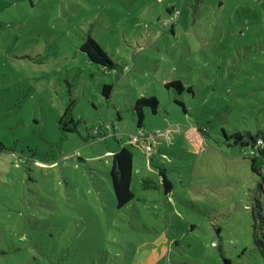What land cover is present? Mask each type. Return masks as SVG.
Listing matches in <instances>:
<instances>
[{
	"label": "rangeland",
	"instance_id": "374dc122",
	"mask_svg": "<svg viewBox=\"0 0 264 264\" xmlns=\"http://www.w3.org/2000/svg\"><path fill=\"white\" fill-rule=\"evenodd\" d=\"M141 96L158 100L149 147L130 143ZM103 121L116 128L93 135ZM258 131L264 0H0V264H264V156L252 170L233 143ZM122 145L134 196L119 207ZM160 169L170 190L143 189Z\"/></svg>",
	"mask_w": 264,
	"mask_h": 264
},
{
	"label": "trees",
	"instance_id": "16d2710c",
	"mask_svg": "<svg viewBox=\"0 0 264 264\" xmlns=\"http://www.w3.org/2000/svg\"><path fill=\"white\" fill-rule=\"evenodd\" d=\"M80 49L88 55L89 59L92 62L99 65L107 66L109 68H112L114 66L113 61L110 59L107 53L98 45V43L91 36L85 38V40L82 42L80 46ZM164 84L166 87L174 86L177 90H182L184 87L180 80H171L165 82ZM112 87H113L112 84L109 83L103 84L101 91L105 96H109ZM188 89H190V86L188 87ZM176 102L182 106L183 110H185L182 101L177 100ZM157 105H158V100L154 96L150 98L141 96L135 100L132 106V110L135 115V120L137 124V132L140 131L141 134L139 135V137H142V139L147 138L146 134H144V130L142 129L143 118H144L143 110L146 106H148L153 112H156ZM68 109L69 107H66L64 114H66V112L68 113ZM111 122L115 125L117 124L116 121H111ZM101 123H105V122L103 121ZM98 124L100 123L98 122ZM62 129L65 130L66 128L63 127ZM104 132L105 130L100 131V133L97 134V136L98 137L103 136ZM92 134L95 135L93 131ZM238 142L243 147L244 146L249 147V150L246 155L250 156L249 158L250 167L252 170L259 172L257 165V156H264V132L258 131L255 134L249 133L248 136L245 138H243V136L240 133H238L235 136L233 143L236 144ZM0 148H3V144L1 141H0ZM244 152H246L245 149ZM132 172H133V155L130 149L122 145L116 150L112 151V163L109 169V177L115 195L116 204L119 207L128 203L134 196L130 186L132 179ZM158 174H159V182L158 180H155L150 176H142L140 180L141 187L143 189L157 188L159 187L160 183H162L164 185L165 191L168 192L170 190L169 180L166 178L165 174L162 172L161 169L158 171ZM254 242L258 247L264 260V241L260 239L258 235H255Z\"/></svg>",
	"mask_w": 264,
	"mask_h": 264
},
{
	"label": "built area",
	"instance_id": "2783aa9c",
	"mask_svg": "<svg viewBox=\"0 0 264 264\" xmlns=\"http://www.w3.org/2000/svg\"><path fill=\"white\" fill-rule=\"evenodd\" d=\"M115 128H116V125L113 124L112 122H107V123L105 122V123H100V124L96 123L93 126V130L92 131H93V133L95 135H97V134L100 133V131L105 130V132H104V134L102 136V137H105L107 132L110 133ZM140 134H141L140 131H138L137 134L133 135V137L130 139V143L131 144H138V143H140V141H142V142H144L145 146L149 147V144H147L148 141L146 139H142V137H139Z\"/></svg>",
	"mask_w": 264,
	"mask_h": 264
}]
</instances>
